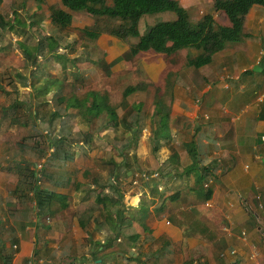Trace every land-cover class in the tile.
I'll return each instance as SVG.
<instances>
[{
    "label": "crops",
    "instance_id": "obj_1",
    "mask_svg": "<svg viewBox=\"0 0 264 264\" xmlns=\"http://www.w3.org/2000/svg\"><path fill=\"white\" fill-rule=\"evenodd\" d=\"M26 1V6L15 8V15H6L0 6L7 21L15 22L10 29L0 28V116H9L10 123L25 130L29 115L32 112L39 114L42 110L32 105L28 109L25 107L19 113L21 122L13 123L15 114L10 110L13 95L7 94L5 89H13L23 83V79L31 83L34 78L31 67L37 69L39 65L36 75L44 72L46 65L42 56L38 57L35 66L31 60L22 58L27 44L23 42L25 35L37 28L45 35L57 29L46 21V6L43 9L42 4L34 0ZM3 2L0 0V5ZM57 6L61 7L60 4ZM74 13L72 22L75 21ZM171 18H174L173 13L168 19ZM32 19H41L42 26L34 29L29 23ZM25 22H28L26 26ZM139 22L142 34L147 24L142 25V19ZM242 31L244 35L240 40L227 41L224 49L200 67L189 65L188 48L170 54L147 50L131 55L130 45L136 43L139 36L131 39L129 45L107 35L103 40L105 43L100 46L104 48L101 63L106 65V75H102L105 81L115 83L122 92L128 85L150 82L154 84L151 85L154 87L153 100L155 86L159 87V98L172 106L173 120L168 127L170 136L159 137L157 144L151 136L152 131L155 136L156 130L144 124L142 134L127 141L131 146L127 160L122 156V160L117 161L118 178L111 174L112 160L117 157L109 155L108 149L103 151L99 147L103 154L97 155V149L91 153L90 149L85 151L82 148V145L91 143L92 137L88 143L80 140L75 149L68 145L74 152V160L61 172L68 184L50 186L57 198L51 202L49 214L39 219L13 192L18 199L14 200L9 215L10 234L0 237V249L15 241L12 264H67L70 259H75L74 264H264L263 6L251 7ZM14 46H22L21 55ZM30 48L36 52L35 46ZM116 59L122 62V66H116L119 70L110 73L111 60ZM258 64L261 69L255 70ZM27 89L31 92L24 95V90L21 98L30 96L32 86ZM145 91H151L150 86L131 94ZM126 97L123 93L122 99ZM39 98L47 99L46 96ZM66 108L78 110L68 107L67 103ZM159 115L158 125L162 112ZM27 134L28 130L23 136ZM100 141L106 140H97ZM191 141L196 145L202 163L216 167L215 177L211 176L206 183L197 182V172L188 173L183 168L182 172L174 171L173 166L180 164L176 162L179 158L187 162V144ZM14 151L15 146L13 154L7 155L12 156V160L21 155V151L20 154H14ZM78 156L85 157L88 164L81 159L79 166L76 165ZM132 156L143 163L147 161L155 166L160 163L163 167L148 172L132 169ZM185 163L179 167H184ZM155 172L159 173L156 177L153 176ZM142 173L149 178L134 175ZM103 178L117 184V189L103 183ZM113 197H121V201L113 204ZM83 202H100L96 217L91 216L86 229L77 219L78 206ZM122 216L134 217V222L123 230L115 243L103 249L101 244L112 238L113 222L118 223ZM44 220L52 224L51 227ZM1 221L0 228L5 224ZM46 230L51 236L40 234ZM136 234V240H129V236ZM122 238L126 241L123 242ZM0 264H3L1 256Z\"/></svg>",
    "mask_w": 264,
    "mask_h": 264
},
{
    "label": "trees",
    "instance_id": "obj_2",
    "mask_svg": "<svg viewBox=\"0 0 264 264\" xmlns=\"http://www.w3.org/2000/svg\"><path fill=\"white\" fill-rule=\"evenodd\" d=\"M39 4H44L48 7L49 14L47 15L46 21L50 25L58 26L64 30H78L81 35H84L90 39H97L103 30L107 31V34L114 36L126 44L130 45V41L133 38L139 36L136 43L130 45L131 55H136L141 51L153 50L158 53L170 54L180 48H188L189 56L188 63L193 67H200L209 63L213 55L225 48L227 41H238L243 37V26L247 18V14L252 6L261 5L264 7V0H211L212 12L206 13L200 17L189 16L187 10L180 5L179 0H61L64 8L58 7L51 0H34ZM93 3H98L94 5ZM73 10H86L93 18L96 23L93 26L75 28L72 26ZM165 11H170L174 15V18L164 19L162 17L156 18L153 23L147 24L143 33L139 32V21L145 15L159 14ZM214 12H224L230 22V24H217ZM105 16H111L119 18L120 20L113 23L110 18ZM108 20L112 24L103 29L97 23L102 20ZM18 22V21H16ZM15 22L7 21L5 15L0 12V28L10 29ZM32 36L26 38L23 51L24 55L28 60L32 61L33 66L36 65L38 55L32 51L29 45ZM61 37L52 35H43L42 38L38 39V54H44L45 51L49 52V58L56 56L58 61L68 60L70 56L66 53H58L59 49L62 48L60 44ZM36 40V39H35ZM47 58V59H49ZM122 60V59H121ZM121 63V62H120ZM76 77L81 80L86 78L82 77L80 70L77 69ZM43 83H39L34 77V81L29 83L32 86V93L25 99L21 98L22 92L28 87V80L23 79V83L17 84L13 89H5L7 94L13 95V102L11 103L10 110L13 114V123L19 124L21 117L19 115L20 110L23 108H29L34 98L40 96H46L50 94V90H53V86L57 83L59 89L56 92V100L58 102L64 101L61 95V84L58 85L60 79L51 77L50 79L43 80ZM154 84L150 82L140 81L133 85L125 87L123 93L124 96H128L133 92L146 90L149 86ZM52 86V87H51ZM51 88V89H50ZM159 87L155 86L154 101L159 106L162 117L159 122V128L156 130L157 136L161 138H167L170 136L169 125L173 120L172 106L165 104L158 96ZM34 92V93H33ZM59 94V95H57ZM29 99V100H28ZM68 107L78 108L80 114L84 118V121L88 123L92 122L93 118L100 117L101 115L108 116V125L104 124L100 131L106 130L107 128L113 129L115 134L123 133L120 128L122 123L123 127L129 129L135 134L136 129L131 127V123L125 119H119L117 111L114 107L107 105L105 99L100 97L99 93L95 90H89L87 96L83 98H71L67 102ZM40 114V113H39ZM37 112H32L27 120L28 134L23 136L16 143L15 153L20 154V151L25 146L30 150L36 149L38 152V159L44 158L41 163L40 160L32 161L29 158L23 159L18 162L19 178L16 182L14 194L19 198H22L28 205V207L34 211L39 219L46 216L50 212V204L56 199L57 194L51 186H66L68 184L67 179L62 175V170L68 166L70 161L74 160V152L67 146H72L71 149H75V146L79 144L80 139L76 137L70 138V130L63 125L59 134L55 133V129H51V137H46V133L42 128L38 127V116ZM60 116L58 110L51 111L48 114V123L52 126L55 119ZM107 125V126H106ZM68 131V132H65ZM79 131V130H78ZM81 140L88 143L91 135H88L84 131L80 130ZM131 146L126 143L121 149L113 148L115 154H120ZM52 148V149H51ZM187 150L189 158L185 163L183 170L188 173L197 172V182L206 183L210 180L211 176H214L216 167L210 164H203L198 152L197 147L193 141L187 144ZM28 153L30 151H27ZM128 154L126 153L123 160H127ZM122 159H120L121 161ZM125 160V161H126ZM114 168L111 171L113 176L119 177L118 170L119 163L116 160H112ZM119 161V162H120ZM112 163V162H111ZM39 164L40 168L36 169V165ZM134 164H138L134 161ZM213 178V177H212ZM215 180H218L216 177ZM97 182V181H96ZM111 183L107 180V185L112 189H117V184ZM211 189V188H210ZM106 193L103 192V195ZM106 196V195H105ZM112 196V194H111ZM114 196V195H113ZM122 197V196H121ZM121 197L111 199L113 204H117L121 201ZM103 199H105L103 197ZM100 202H83L78 206L77 219L81 223V226L86 229V223L91 219V216L96 217V213ZM65 206V203H63ZM120 212V211H119ZM123 211H121L122 213ZM93 216V217H94ZM92 217V218H93ZM96 219L94 218V221ZM134 222V217L122 216L119 217L118 223L112 224V238L109 241L102 243V248H107L113 242L123 234V230L126 227H130ZM138 235L129 236V240L134 241ZM123 242L126 238H122ZM15 241L6 248L0 249V256L3 264H12V257L15 252ZM124 251V250H123ZM126 252V251H124ZM96 255V251L93 252ZM131 258V256H129ZM126 258V257H125ZM27 261V260H26ZM70 263H76L75 259H70ZM47 264V263H45ZM106 264V263H104Z\"/></svg>",
    "mask_w": 264,
    "mask_h": 264
},
{
    "label": "rangeland",
    "instance_id": "obj_3",
    "mask_svg": "<svg viewBox=\"0 0 264 264\" xmlns=\"http://www.w3.org/2000/svg\"><path fill=\"white\" fill-rule=\"evenodd\" d=\"M52 3L55 5H59L64 8V5L61 3L60 0H51ZM179 3L181 6H183L188 14L193 17V15H199V14H204V13H209L212 12L211 8V0H179ZM94 5H97L98 3H93ZM27 5L26 0H4L3 3H1V10L3 12H7L6 15L12 14L15 15L17 13L15 8H19L20 6L24 7ZM46 5L42 4V7L44 9ZM46 9V8H45ZM78 10H73L74 13V22H72V26L75 28H82V27H88V26H93L96 23L95 18H93L86 10H81L77 12ZM72 12V13H73ZM36 13H39L36 11ZM47 13L49 14V10L47 7ZM175 15V14H173ZM43 16V12H42ZM172 16V12L170 11H165L159 14H150V15H145L143 16L142 19V25H146L148 23L153 22L156 18L162 17L164 19H168L169 17ZM214 17L216 20L217 24H229V20L224 12H214ZM44 18V17H43ZM105 18H110L113 20V23H116L119 21V18L111 17V16H105ZM18 20V19H17ZM43 20V19H42ZM39 21V22H38ZM41 19L35 20H30L29 23L34 27H40ZM28 22H25L24 25L26 26ZM15 24V23H14ZM100 27L103 29H107L112 22H109L108 20L102 19L98 23ZM141 25V28L144 26ZM57 29L52 30L51 34L52 36H60L61 38L59 39L60 44H62L63 49H59L58 53H66L67 56L70 54L72 56L71 60L69 61L68 58L67 60L64 61H58L56 58L55 59H47L49 58V52L45 51V53L38 54V44L39 43L37 40L42 38L43 35L42 32L39 30V28L35 30H31L30 34L27 36L25 35L24 41H26V38L28 36L34 37L32 38L31 41L29 42L30 46H35V51L37 53V57L42 56L44 58V64L46 65L43 67L44 72H38V75H36L39 68V65L37 69L34 67H31L32 74H34V77L42 80L50 79L51 76L60 79L59 84H61V97L63 98L64 101L58 102L56 100V92L59 89L57 86V83L55 86H53V90H50V94L48 95L47 99L46 98H36L32 101V107L36 109H41V113L38 116V127L42 128L45 133L46 137H51V129H55V133L59 134L61 128L63 125H65L69 130L70 133L67 135H70V138L76 137L77 139H82L81 137L84 135H80V130L84 131L88 135H91V143L87 144L86 146L82 145V148L86 151L88 149L91 150V153L93 150L97 149V155H101V153L98 149L99 147L102 148L103 151L105 149H108L109 155L112 157H117L116 161L121 159L120 154H115L114 147L121 149V147L124 146V144L127 143V141H130L131 139H136L139 137L140 134H142V130L144 128V124L150 125L153 127V130H157L159 128L158 125V119L160 117L159 113L160 108L159 106L154 102L152 98V93H153V88L150 86L151 91H145V92H140L139 94H131L128 96L126 99H122V88L119 87L118 89L115 87V83H107L102 76L103 74L106 75V65L103 62V57H104V48L100 47L102 46L105 42H103L107 35V31L103 30L100 35L98 36L97 39H90L84 35H81V33L78 30H64L60 29L58 26H56ZM42 28V27H41ZM139 28H140V22H139ZM32 29V27H31ZM46 31V29H43V32ZM27 34V32H24ZM38 37V39H37ZM36 39V40H35ZM14 42V41H13ZM16 47V51L18 55H21L22 53V46ZM25 58V55H23ZM56 57V56H54ZM38 60V59H37ZM113 61L110 63V69L109 72H115L119 70L118 67H121V63L116 60H111ZM108 66V65H107ZM108 66V67H109ZM118 66V67H116ZM40 69V68H39ZM77 69L80 70V73L82 74V77L86 78L83 80H79V78L76 77ZM121 69V68H120ZM263 70H264V65H263ZM19 76V74H18ZM27 78V77H26ZM34 81V78H31V82ZM7 83V82H6ZM125 84L127 81L124 82ZM8 85V84H7ZM29 86V84H28ZM60 86V85H59ZM109 86H112L111 89ZM122 86V85H120ZM52 87V86H51ZM51 89V88H50ZM89 90H95L99 93L100 97H103L105 99V103L107 105H115L114 107L117 108V114L119 116V119H125L127 122L131 123V127L135 128L137 132L133 134L129 129L126 127H123L122 123L120 124V130L123 131V133H118L117 135L115 134V131H107L111 128H107L106 131L102 130L100 131V128L104 125H108V116L106 115H101L100 117L93 118L92 122L88 123L87 121H84L82 115L80 114V111L75 110V109H67L66 108V103L69 101L71 97L75 98H83L87 96V93ZM28 92H31L27 88H25V93L24 95H27ZM59 95V94H57ZM124 100V101H123ZM54 109L58 110L60 113V116L54 120V125L50 126L48 123V114L53 111ZM110 123V122H109ZM106 125V126H107ZM59 129V130H57ZM79 130V131H78ZM68 132V131H65ZM25 133H27V130H25L23 127H20V125H13L10 123V118L9 116H0V219L2 220V228H0V237L8 236L10 234L9 228V220L12 211V207L14 206L13 203L14 200L17 198L16 196H13V190L15 189L16 186V181L19 178V169H18V162L23 161L25 158H29L32 161H37L38 157V152L36 149L30 150L28 146L22 150L21 155L16 157V160H12V156H7V155H12L15 142L18 140V138H21ZM152 138L156 139L155 142L158 144L159 143V136H157L156 131H155V136H154V131H152ZM155 137V138H154ZM157 137V138H156ZM104 138L106 141L105 142H97V140H100ZM96 142V143H94ZM101 142L104 145H107L106 147L101 144ZM111 143V146H110ZM100 145V146H99ZM16 147V146H15ZM52 149V148H51ZM130 150V152H129ZM27 151H30L29 153ZM159 151V150H158ZM131 153V149H125L122 153L124 156L125 154ZM159 157H161V153L159 154ZM128 156V155H127ZM133 157V156H132ZM84 159V164H88L87 160L85 157L78 156L77 161L75 162L76 165L79 166L80 160ZM41 161L44 160V158L38 159ZM79 160V161H78ZM94 161V160H93ZM134 161H137L138 166L136 164L134 165ZM184 159L181 157L179 158L176 162L180 163L177 164V166L174 167L175 172H182L183 162ZM95 163L97 160L94 161ZM132 169H137V170H142V171H147L148 170H154L162 168V164L156 163L157 165L155 166V163H149L147 161H141L133 157L132 159ZM150 164V165H149ZM134 166V167H133ZM36 169L40 168V165L37 164ZM65 172V170H64ZM135 175V174H134ZM133 175V177H134ZM109 177L108 179H110ZM126 180V177L123 178ZM129 179V178H128ZM107 182V179L103 178V183ZM49 187L51 186L50 184H47ZM18 199V198H17ZM9 205V206H8ZM45 224L51 227L52 224H50L47 220H44ZM13 228V226H12ZM41 235L44 233L50 235V231H40ZM55 261V259H53Z\"/></svg>",
    "mask_w": 264,
    "mask_h": 264
},
{
    "label": "built area",
    "instance_id": "obj_4",
    "mask_svg": "<svg viewBox=\"0 0 264 264\" xmlns=\"http://www.w3.org/2000/svg\"><path fill=\"white\" fill-rule=\"evenodd\" d=\"M263 138H264V137H263ZM158 174H159L158 172H155V173L153 174V176L156 177ZM135 175H136V178H137V177H140V176L143 177V178H146V179L149 178V175H147L146 173H142L141 175H139V174H135ZM135 182H137V179L135 180Z\"/></svg>",
    "mask_w": 264,
    "mask_h": 264
},
{
    "label": "water",
    "instance_id": "obj_5",
    "mask_svg": "<svg viewBox=\"0 0 264 264\" xmlns=\"http://www.w3.org/2000/svg\"><path fill=\"white\" fill-rule=\"evenodd\" d=\"M254 69H255V70H256V69H261V65H260V64L256 65V66L254 67Z\"/></svg>",
    "mask_w": 264,
    "mask_h": 264
}]
</instances>
